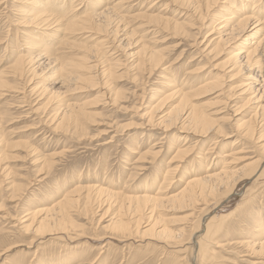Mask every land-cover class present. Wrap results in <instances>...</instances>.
<instances>
[{
  "label": "rangeland",
  "instance_id": "obj_1",
  "mask_svg": "<svg viewBox=\"0 0 264 264\" xmlns=\"http://www.w3.org/2000/svg\"><path fill=\"white\" fill-rule=\"evenodd\" d=\"M24 1L9 0V4L7 1L8 9L0 8V11H3V14H0V74L2 73L1 77L6 81V88L5 86L0 88V264H88L89 262L92 264H178L177 262L184 258V255L185 258L188 257L187 236L195 224L196 216L205 206L209 208L208 216L217 214L227 217L222 229L217 232V236L212 239L213 242L209 246L214 263L264 264V255L258 256L246 245L248 242L257 240L264 230V177L250 184L251 180H245L244 176L234 192L214 210H212L214 204L211 200H208L206 205L202 203L196 205L194 211L190 207L179 209L175 205H166V209L164 207L157 209L153 217H155L154 220L157 218L156 220L161 222L155 220V227H157L155 229L160 231L161 228H168L174 232L184 230L182 246L173 245L167 238L155 235L152 237V234L148 236L144 233L143 237L136 234L132 239L131 237L121 239L117 237L116 230L108 227L123 202L122 209L126 210L124 219L130 230L135 231L138 214L134 215V212L127 210L128 206L124 201L126 195L147 188L150 189L148 194L153 196L159 186L162 187V191H166L163 193L167 195L175 193L184 186L188 177L198 172L202 174L206 169L217 170L223 162L224 154L229 153L230 149H234L235 153L237 152L235 156L242 159L240 163L238 162L236 169L252 162L258 154L256 148L258 140L248 137H241V139L238 135L240 131L234 128L241 121H248L253 114L251 112L253 106L250 104L242 106L241 100L247 99V96L240 97L236 94L226 101L219 91L210 94L202 93L189 98V104H193L197 112L210 114L219 111L220 114L216 116L218 121L215 124L218 125L222 135L219 136V132H216L219 137L213 132L205 134L203 127L184 129L179 125L173 126L171 122L162 121L163 114L177 106L180 99L178 95H173L171 98L166 96L184 84L195 90L207 78L206 75H220L227 67L230 51H233L236 42L233 43L234 45L228 44L215 50H212V45H207L208 41L206 42L207 39L216 37L213 34L208 37L207 35L212 26L211 22L215 21L213 15L219 12L223 0H220L221 2L219 1L214 9L207 13L208 19L204 17L205 19L199 20L192 9H185L184 6L172 0H156L155 4L151 2L154 0H125L123 6L126 12L122 14H126V18L123 22L122 34L129 35L130 31L134 30L129 46L125 42L118 46L115 42L113 47L106 49V57L100 60L99 68L95 70L96 80L92 81L94 83L78 81L70 87L57 84V73H53L52 67L57 68L61 63L80 58L81 50L73 46L65 45L62 49L58 48L60 53L56 55L57 62L44 66L46 68H35L32 72L26 66L29 72H25L24 77L12 74L16 55L26 54L24 50H21L24 48L22 37L25 32L31 36L30 39L37 38L41 43L47 44L50 39L53 45L57 42V39L48 36L55 26L41 29L40 32L45 31L46 36H39V34H33L37 32L33 31L34 26L13 23L17 18L15 10L25 7ZM112 1L115 0H110ZM68 2L69 0L64 1L66 8L62 12L59 11L60 15H64L62 23L69 18H75L74 15L80 13V11L74 13L73 10L70 11ZM83 3L82 11L87 6V3ZM262 4L264 0L254 6L258 9L263 6ZM13 7L16 9L14 10ZM160 10L163 11L160 13ZM141 12L153 15L160 13L166 15L172 23L176 20L180 24H186L184 31L181 30L184 34L178 33V35L175 31L162 29L161 26L143 23L147 20L142 17L139 20L136 16L139 13L142 14ZM91 31L87 29L78 30L76 33L65 32L64 38H67L69 42L83 40L88 45L98 47L104 34ZM121 37L120 39L125 38L124 35ZM15 41L22 47L16 49L14 47L16 45H12L16 44ZM141 41L147 42L150 49L159 51L161 58L163 57L156 68L150 67L147 63L143 67H136ZM52 47L49 46V48ZM53 48H57V45ZM115 61H118V64ZM111 64H117V66ZM202 65L203 72L196 73L198 66ZM109 66L113 67L110 75L99 77L98 71L106 70ZM81 71L79 74L83 73V70ZM31 77L34 79L32 80ZM239 80V78L233 80L228 78L225 81V87L228 85L232 87ZM170 85L175 86L173 88ZM11 87L13 90L10 89ZM45 87L47 88L41 91ZM229 88L222 90L227 92ZM73 103L83 110L81 116L77 117V123L74 120L67 122L60 119L63 106ZM227 105L228 108L222 110ZM149 119L153 122L151 125L147 122ZM61 121L64 122L61 123ZM237 136H239L238 139ZM178 148L183 149L184 152L182 156L175 157L174 153ZM152 150L159 152L154 156L147 153ZM136 152L138 155L135 154ZM204 157L207 158L205 161ZM169 169H174L175 173L170 181L166 183L164 181V186V172ZM98 184L107 190L118 192L119 196L112 200L115 206L109 208L107 212V206L102 205L97 208L96 201L92 207L87 208L88 211L84 210L83 200L76 205L79 207L78 211L71 209L73 212H71V218L77 226L75 231L78 232L79 237L71 236L78 239L71 237V240H67L60 236L46 235L29 243L40 237L33 235L34 233L31 234V230L30 232L23 230L30 223L27 219L30 218L31 212L49 208L50 205L60 201L63 194L71 192L77 186L80 187V195L84 196L86 187ZM245 187H250L251 190L245 197L247 199L243 200L242 193ZM144 227L141 225L140 229L145 231L146 227ZM201 233H203L202 228Z\"/></svg>",
  "mask_w": 264,
  "mask_h": 264
},
{
  "label": "bare ground",
  "instance_id": "obj_2",
  "mask_svg": "<svg viewBox=\"0 0 264 264\" xmlns=\"http://www.w3.org/2000/svg\"><path fill=\"white\" fill-rule=\"evenodd\" d=\"M7 1L9 4V0H0V8L3 7L2 10H5L8 7ZM64 1L66 2V0H25L24 5L26 8L20 7L19 9L15 10L16 8L14 9V7H13V9L16 11L15 16L17 17L15 19L16 21H14L13 23H17V24L22 25V26H34L35 30H33V31H37V32L36 33L33 32V34H35V35L39 34V36H46L45 31L40 32L41 29H43V28L47 29L51 26H55L54 29H51L52 32L48 36H51L52 38L57 39V42L54 45L52 44V39H50L47 42V44H45V43H41L37 38L30 39L31 36L25 32L23 37H22L23 38L22 40L24 43V48L21 50H24L26 52V54L18 53L16 55V59L12 65L13 66L12 67V69H13L12 74L14 73L13 74L14 76L18 75L20 77V76H23L25 72H27V71L29 72V70L34 72L33 70L35 68H40V67L46 68L44 66H47V65L50 66V65L56 63L57 62V59H56L57 56L56 55L58 53H60V52H58V48L62 49L65 45H67V46H73L77 50L78 49L81 50L82 53H81V56H79L80 58H78L75 61H72V62L68 61V62H64L63 64L60 62L61 64L59 67H57V68L52 67L53 73L54 72L57 73V76L55 74H53L57 77L56 78L58 80L57 84H60L61 86L70 87L71 85H74L76 82L78 83V81H79V83H80V81L92 82L94 79L96 80L97 75L95 74L96 73L95 70L97 69V67L99 68L100 60H103L102 57H106V53H107L106 49L111 48L110 46L113 47V45H115L114 44L115 42L117 43L118 46H121L122 44H124V42L126 45H128L130 43V39L133 38L132 35H134V30L130 31L129 35L126 33L122 34V31H124L123 22H124V19L126 18L125 17L126 14L125 15L122 14V13L126 12L125 7L123 6L125 0H122V1H116L115 0L112 2H110V0H69V2L67 4L68 9L70 11L73 10V13L77 12V11H80V13L75 14L74 15L75 18H72V19L69 18L66 21H64V23H62V19H63L64 15L63 16L60 15V12H62V10L66 8V4L64 3ZM155 1L156 0L151 1V2L154 3ZM172 1L179 3L180 6H182V7L184 6L183 8H185V9H188V10L192 9L193 12L195 13L197 19L199 20V19L206 17L207 13L211 12V10L214 9V6H216V4L219 3L220 0H172ZM260 1L261 0H223L222 1V6H220L219 12H217L216 15L215 14L213 15V17L215 16L214 17L215 21L211 20L212 26H211L210 31L208 32V35H207V37H208V36H212V34H213L216 37H214L213 39H210V40L207 39L206 42L208 41V43H207L208 46L212 45V47H213L212 50H215L217 48H221V47L227 46L228 44H233L234 42H236V43H234V44H236L235 48L233 49V51H230V57L228 58V61L226 63L227 67H225V69L223 70V73H221L220 75H217V76L216 75H210V74L208 76L206 75L205 77H207V78L204 80L203 83L200 82L201 84H199L195 90H192L193 88L190 87L189 85L184 84V85H181L178 90L176 89L175 91L171 92L166 97L171 98V97H173V95H175V96L178 95V98H180L179 103L177 104V106H174V107L170 108L168 111H166L162 116L163 122H171V123H173V126H174V124L179 125L181 128H184V129L186 127H193L194 129H198V128L203 127L202 130L205 131V134L209 133V132H213V134H217L220 129H219L218 125H215V124H217V121H218L216 116L220 114L219 111L214 112V113H210V114H208L206 112H205L206 114L202 113V112H197L196 108L194 106H192L193 104L192 105L189 104V102H188L189 98L192 96L200 95L202 93H208L209 92V94H210V93H213V92L215 93V92H219V91L221 92L219 94H221L223 99L226 101H228L231 98L230 96H234L236 94L239 95L240 97L241 96H244V97L247 96L248 97L247 99L243 98L241 100L243 102L242 106L244 104L245 105L250 104V106H253L252 107L253 111H251V112H253V114L251 115V117H249L248 121H246V120L241 121V123L237 124L234 128L237 131H240L239 134L237 133L240 136V137L237 136V139H238V137L239 138L248 137L251 139L253 138L254 140H258V142H256V145H257L256 148L258 149V154H256V157L253 159L252 162H249V163L243 165L239 169H236L238 162L240 163V161L242 159H240V157L235 156L237 152L235 153L234 149H230L229 153L224 154L223 160H222L223 162H222L221 166L218 167L217 170L213 171L212 169L211 170L206 169L202 174H200L198 172L197 174H194V175L188 177L185 181L184 186L179 191L172 193L170 195L163 193L166 191H162L161 186H159V188L157 189V192L153 196L148 194L149 193L148 191L150 189H147V188L141 189L140 191L134 192L133 194H129V195L125 194L126 196L124 198V201L127 203V206H128L127 210H131L132 212H134V215L138 214L137 215L138 217H137V221L135 223L136 224L135 231L130 230L128 223L124 219L126 216V212H125L126 210L124 211L122 209L123 202H121L122 200H119L122 203L121 207L118 208V210H119L118 213L113 216V218H112L113 221H112V223H110L111 225L108 226L109 228L117 231V234H118L117 237H119L121 239L131 237V239H132V237H134V235H136V234H140L141 236L143 233L147 234V235L152 234V237H153V235H155L157 237L161 236V238L163 237L165 239L167 238V240H170L171 243L175 246L176 245L182 246L184 244L183 242H184V237H185L184 236V230H179V231L174 232V230H170L168 228H163V229L161 228L160 231H157L159 229H157V230L155 229L157 227H155L156 223H154V222L157 218L154 220L155 217H153V216H154L157 209H159L161 207L165 208L166 205H169V206L175 205V207H178L179 209L190 207L194 211L196 205H199L200 203L206 205L208 203V200H211V203L213 202L212 204H214L212 210H214V209H217V207H219V205L224 201V199L226 197H228L231 193L234 192L235 187L237 186L238 183H240L239 181L244 176H245V178H244L245 180H251L250 184L256 183V181L258 182L259 179L264 177V163H263L264 162V4H262L263 6L261 5L262 7L258 8V9L256 8V6H254L255 4L259 3ZM16 2H17V0H16ZM28 2H29V4H27ZM83 2L87 3V6L84 7V10L82 11L83 4H84ZM182 7H180V8H182ZM129 8H131V7L129 6ZM162 9H163V6H162ZM162 11L163 10H160V13ZM2 12L0 11V14ZM7 12H8V10H7ZM164 12H165V10H164ZM160 13L159 14L156 13V15H153V14H147L145 12L142 14L139 13V15H136V16L139 17V20H141L140 19L141 17L145 18L147 20V22H143V23L153 24L154 26H161L162 29L163 28L169 29V30L175 31V33H177V34L178 33L184 34L181 30H183L186 27V26L184 27V25H186V24H182V23L180 24L176 20L173 21L174 23H172V21L166 15H163ZM23 16H25V17H23ZM192 16H194V15H192ZM186 20H187V18H186ZM143 21H144V19H143ZM209 21H210V19H209ZM186 23H187V21H186ZM17 24H16V26H17ZM87 29L88 30L90 29L92 31H97V32H103L104 38L102 40H100L98 47H96L97 45H94V46L88 45V44L84 43L85 41L83 42V40L80 42H69V40L67 38H64L65 32L76 33L78 30L82 31V30H87ZM159 30H158V32H159ZM38 32H40V33H38ZM146 33L147 32H145V34ZM177 34L175 36H177ZM123 35L125 36V38L120 39V37ZM134 38H136V37L134 36ZM137 38H139V37H137ZM141 42H142L141 45L139 44L140 50L137 52V60L138 61H136V67H138V68L143 67V65L145 63H147V64H149L150 67L156 68L162 62L163 57L161 58V54L159 53V51H156L154 49H150L147 46V42H143V41H141ZM15 43H16V41H15ZM12 45H16V46H14L16 49L22 47L18 43L12 44ZM55 45H57V48H53ZM117 45H116V47H117ZM49 46H53V47L49 48ZM5 50H6V47H5L4 51ZM117 50H119V49H117ZM117 50H115V51H117ZM203 51H204V49H203ZM210 53H212V52H210ZM65 58L66 57H64V59ZM193 58H195V57H193ZM58 59L60 60V57H58ZM111 59H112V57H111ZM61 60H63V59H61ZM192 61H194V60L192 59ZM192 61H190V62H192ZM115 62L117 63L118 61H115ZM117 64H111V65L117 66ZM26 66H28L30 69L27 68ZM112 68H113L112 66H109L106 70L104 68H102L104 70L98 71V73L100 74L99 77H104V76L110 75L109 73L112 70ZM37 70H39V69H37ZM81 70H83V73L79 74L80 72H82ZM203 70H204L203 65L200 67L198 66V68L196 69V73L200 74L201 72H203ZM233 72H235V73L231 74ZM1 74H0V88L4 87L6 85V81L4 79H2L3 77H1L2 76ZM29 74L30 73H28V75ZM28 75H27V77H28ZM191 75H193V74H191ZM161 76H162V74H161ZM198 77H199L198 79H200V76H198ZM228 78H230V80L239 78L240 80H239V82H235L237 84H234V86H232V87H230L229 85L227 87H225V81ZM31 79H32V77H31ZM101 79H103V78H101ZM19 80H23V79H19ZM92 83H94V82H92ZM22 84L24 85V83H22ZM28 84H29V82H28ZM54 84H56V83H54ZM35 86L36 85H34V88H36ZM174 86L175 85H172L171 87L174 88ZM12 87L10 89H12ZM40 87H38V88H40ZM5 88H6V86H5ZM34 88H33V90H34ZM46 88L47 87H45L44 89L42 88L41 91L45 90ZM224 88H229V89H227V92H226V90L224 92L222 90ZM13 89H14V87H13ZM58 90H60V89H58ZM172 90H174V89H172ZM51 94H53V93H51ZM221 95H218V96H221ZM47 97H49V96L47 95ZM54 97H55V94H54ZM62 105H64V104H62ZM59 106H61V105H59ZM59 106H57V107H59ZM63 107L64 108L61 110V112H60L61 115L59 117H60V119L65 120L67 122L71 121V120H74L76 122L77 117L81 116V114L83 112L82 108L79 109L80 106L78 108L77 104L74 105V103L73 104H67L66 106H63ZM158 107H159V104H158ZM156 108H157V106H156ZM225 108H228V105L224 106L222 108V110ZM60 109L61 108H59V110ZM200 111H202V110H200ZM52 117H53V115H52ZM55 118H57V117H55ZM55 118H54V120H55ZM157 118H158V116H157ZM52 120H53V118H52ZM62 122H64V121H61V123ZM147 122L149 125H151L153 123V122H151V119L147 120ZM167 125H168V123H167ZM152 126H154V125H152ZM55 127H56V125H55ZM177 128H178V126H177ZM181 128L179 130H181ZM192 135H194V134H192ZM217 136H218V134H217ZM219 136H222L220 134V132H219ZM245 139H247V138H245ZM210 150H212V149H210ZM238 150H240V149H238ZM158 152L159 151L154 152V150H152V151H148L147 153H150L151 155L154 156V155L158 154ZM183 152H184L183 149L180 150V148H178L176 150V152L174 153L175 157L176 156L179 157V155L182 156ZM132 153H133V151H132ZM135 154L138 155L137 152ZM142 154H145V153H142ZM140 156H139V158H140ZM173 157H174V155H173ZM206 157L203 158L204 161L207 159ZM181 160H183V159H181ZM144 162H146V161H144ZM141 168H143V167L141 166ZM164 173H165L164 174L165 176H164V180H163V185L166 183V181L171 180V178L173 177L175 172H174V169H169ZM164 181H165V183H164ZM84 190H85V188H84ZM250 190H251L250 187H245V189L242 193V199L243 200L247 199L245 197H247V194ZM85 191L86 192L84 193L85 194L84 196L80 195V187L77 186L71 192L63 194L62 199L56 203L53 202L54 204H52V206L50 205L49 208L46 207L45 209L44 208L39 209L36 212L33 211L34 213L31 212L32 214H30V218L27 219V220H29L30 223L28 225H26L23 230H25L27 232H30L29 230H31L32 231L31 234L34 233L33 235H37L40 237L33 239L29 243H33V242L41 239V237H44L46 235L48 237L51 235L55 236V237L60 236L61 238H63V237L67 238V240L68 239L71 240V237H72L71 235H75L76 237H79L77 234L78 232L75 231L77 226L74 225V222L71 218V212H72L71 209L72 208L74 210L77 209L75 211H78L79 207H77L76 205L78 204V202H81L82 200L84 201V204H82V205H85L84 210H87V208L89 209V207H92L93 204H95V201L97 204V208L101 207L102 205L107 206L106 212L108 211L109 208H111L112 206L113 207L115 206V202L112 200L118 195V192L107 190L106 188L99 186V184L95 185V186H93V185L88 186V187H86ZM123 195H124V193H123ZM165 209H163V210H165ZM192 213L194 214V212H192ZM208 213H209V208H206V206L203 207V209H201L199 211L198 216H196V218H195L196 221L194 220L195 224L194 225L191 224L193 226L191 227V229L189 231V234L187 236L188 241L186 243V244H188L187 248H189V254H188L187 258H185V255H184L183 256L184 258L179 259V261L177 262L178 264H216V263H214V259H213L214 257L212 258V255L209 252V246L213 242L212 239L215 238V236H217V234H218L217 232L222 229L227 217L225 215L222 216V215H217V214H214L212 216H208L207 215ZM26 217H29V216L26 215ZM24 219H26V218H24ZM157 222H161V221H157ZM141 225L143 227L145 225V227H146L145 231L142 228L141 229L143 231H141V229H140ZM201 228L203 230V233H201ZM143 236H145V235H143ZM76 237L75 238L72 237V238L78 239ZM107 238H109V237H107ZM63 244L65 245L66 243H63ZM246 245L249 248H251L253 253H256L258 256L264 255V230L259 235V238L257 240L248 242V244H246ZM181 251H180V254H181ZM182 252H184V251H182ZM176 258H178V257L176 256ZM88 264H92V262H89Z\"/></svg>",
  "mask_w": 264,
  "mask_h": 264
}]
</instances>
